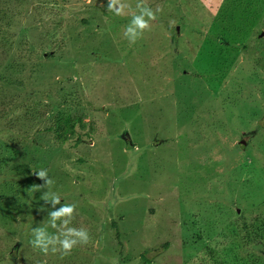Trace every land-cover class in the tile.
<instances>
[{
    "label": "rangeland",
    "instance_id": "374dc122",
    "mask_svg": "<svg viewBox=\"0 0 264 264\" xmlns=\"http://www.w3.org/2000/svg\"><path fill=\"white\" fill-rule=\"evenodd\" d=\"M107 2L0 0V264L264 257L235 225L264 216V0H145L162 11L134 44L137 0ZM60 113L66 143L48 131ZM42 169L51 189L33 187ZM50 190L90 235L67 255L29 243L57 233Z\"/></svg>",
    "mask_w": 264,
    "mask_h": 264
},
{
    "label": "clouds",
    "instance_id": "9594fccd",
    "mask_svg": "<svg viewBox=\"0 0 264 264\" xmlns=\"http://www.w3.org/2000/svg\"><path fill=\"white\" fill-rule=\"evenodd\" d=\"M106 7L108 12L121 16L125 14V9L130 6L125 0H108ZM160 11H162L160 7L153 9L147 6L145 0H137L136 11L132 14L130 22L125 26L123 36L130 43H136L138 39L142 38L145 31L151 29V21L156 20V13ZM33 174L44 181L43 185L33 186L34 188L47 187L51 189L54 181L48 176L47 170L42 169ZM41 199L46 204H51L52 210L48 212L49 224L53 229H57V233L50 234L45 227L33 228L31 232L32 239L29 243L34 249H39L45 255L49 251L52 253L61 252L67 255L71 253L74 247L89 242L90 235L86 228L69 227L76 205L61 203L60 195L51 190L44 192Z\"/></svg>",
    "mask_w": 264,
    "mask_h": 264
},
{
    "label": "trees",
    "instance_id": "16d2710c",
    "mask_svg": "<svg viewBox=\"0 0 264 264\" xmlns=\"http://www.w3.org/2000/svg\"><path fill=\"white\" fill-rule=\"evenodd\" d=\"M15 121L17 122L18 120L15 119ZM48 131H53L60 142L66 143L72 139V136H74L76 132L73 117L68 113H60L59 116L55 118L52 127H50ZM5 138L6 137H4L3 140L0 139L2 140L1 144L4 143ZM235 225L236 237L238 242H241L242 245L251 248L256 241L260 240L261 242L264 240V216L256 218L252 223H248L243 219H238ZM18 245H20V243H18ZM257 258L258 257L252 260V264H264V257L260 256V258Z\"/></svg>",
    "mask_w": 264,
    "mask_h": 264
},
{
    "label": "water",
    "instance_id": "95a60500",
    "mask_svg": "<svg viewBox=\"0 0 264 264\" xmlns=\"http://www.w3.org/2000/svg\"><path fill=\"white\" fill-rule=\"evenodd\" d=\"M262 35H264V33Z\"/></svg>",
    "mask_w": 264,
    "mask_h": 264
}]
</instances>
